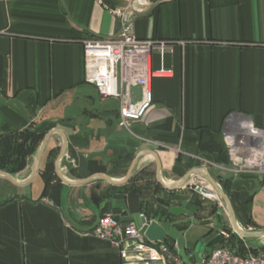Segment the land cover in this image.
Returning a JSON list of instances; mask_svg holds the SVG:
<instances>
[{"label":"crops","instance_id":"0c3cea01","mask_svg":"<svg viewBox=\"0 0 264 264\" xmlns=\"http://www.w3.org/2000/svg\"><path fill=\"white\" fill-rule=\"evenodd\" d=\"M113 10L130 14L138 40L170 43L163 56L152 54V105L131 133L118 126L119 101L101 99L85 81L83 42L118 37ZM131 93L138 101L139 90ZM229 114L264 125V0H0V135L28 128L49 135L40 155L43 139L25 169L10 175L14 182L0 178V264H121V246L92 230L136 179L147 184L145 195L135 192L140 206L159 210L153 221L167 214L156 198L187 202L191 217L164 225L182 233L187 250L196 246L205 257L226 247L221 231L247 249L264 246V238L235 230L213 185L236 223L264 231V177L233 173L221 139ZM53 149L57 205L41 197ZM195 184L217 201L203 202ZM216 238L224 242L212 246ZM164 243L180 259L175 241Z\"/></svg>","mask_w":264,"mask_h":264},{"label":"built area","instance_id":"2783aa9c","mask_svg":"<svg viewBox=\"0 0 264 264\" xmlns=\"http://www.w3.org/2000/svg\"><path fill=\"white\" fill-rule=\"evenodd\" d=\"M112 15L121 23L117 38L83 42L85 81L94 86L103 99L119 101V122L129 131V126L139 122L152 105V54L157 52L163 56L170 43L138 40L131 32L128 12L113 10ZM132 89L139 90L138 101H133ZM221 136L235 175L264 177V125L258 127L245 116L229 114ZM253 158L256 163H247ZM191 189L202 200L217 201L214 192L202 184H195ZM140 218L146 225L153 221L143 215ZM217 235L228 238L222 231ZM92 236L120 245L121 264H181L168 246L149 243L134 223L116 221L112 214L98 219ZM201 264H264V257L253 254L241 257L225 246H218L202 259Z\"/></svg>","mask_w":264,"mask_h":264},{"label":"trees","instance_id":"16d2710c","mask_svg":"<svg viewBox=\"0 0 264 264\" xmlns=\"http://www.w3.org/2000/svg\"><path fill=\"white\" fill-rule=\"evenodd\" d=\"M44 134L36 133L31 128L14 132L12 134L0 135V171L5 172L9 175H16L17 173L23 171L27 165V160L31 157L36 150L38 149ZM226 153V151H225ZM58 155V149L50 150L45 155V164L44 168L41 172V177L43 180V191L42 198L49 199L53 204L57 205L59 203L61 184L56 178L54 174V162ZM138 180L133 181L128 188L129 190H133L142 197L146 194V185H139ZM223 190L227 193L229 182L221 181L220 182ZM153 201V198L151 199ZM149 201H142L141 215L146 217L147 219H155L158 217L159 210L152 209V205ZM179 204V202H178ZM150 207V208H148ZM168 220L170 219L167 214L161 212ZM162 220V216H159V221ZM182 230L186 228V225H182L180 227ZM224 239V238H223ZM212 240L210 244L213 246H218L222 244L225 240L226 247L235 251L234 254L245 257L248 254L253 255H262L264 257V246H259L256 248L247 249L244 241L237 238L236 235H229L227 239ZM234 239L236 241H234ZM168 248L176 254L173 246L168 243H164ZM224 246V245H223Z\"/></svg>","mask_w":264,"mask_h":264},{"label":"water","instance_id":"95a60500","mask_svg":"<svg viewBox=\"0 0 264 264\" xmlns=\"http://www.w3.org/2000/svg\"><path fill=\"white\" fill-rule=\"evenodd\" d=\"M49 135H46L40 145V148L37 152V156L45 148L46 141ZM65 144L63 145L62 152L56 162V168L58 169V164L62 159L64 154ZM0 178L9 180L14 182L13 177L9 174L0 171ZM64 181V179H63ZM215 188V192L219 198L223 200L226 204L229 216L234 224L235 230L243 237H258L264 238V231L262 232H248L247 227L243 224L236 223L235 216L233 214L230 202L227 196L223 193V191L216 185L213 184ZM112 200L115 201V205L117 206L111 214L116 221L121 223H129L133 222L137 229L140 230V233L145 237V239L149 243H162L167 238L175 241L176 250L178 252V256L182 260L184 264H188V255L190 256V261L194 262V264H201L202 259L204 258V254H202L199 250H197L196 246L192 249L187 250L185 248L184 240L182 238V233H178L173 228H165L164 225L168 222V219L165 217L161 221H152L150 224H144V220L140 218V200L139 196L135 193L134 190H130L127 194L114 195ZM158 207L167 213L168 217L171 218H180L184 216L191 217V215H187L185 212L187 202H182L180 207H173L172 204L166 202L161 198L155 199ZM125 215L126 218H122Z\"/></svg>","mask_w":264,"mask_h":264},{"label":"rangeland","instance_id":"374dc122","mask_svg":"<svg viewBox=\"0 0 264 264\" xmlns=\"http://www.w3.org/2000/svg\"><path fill=\"white\" fill-rule=\"evenodd\" d=\"M94 87V86H93ZM95 88V87H94ZM96 90V89H95ZM97 91V90H96ZM98 93V92H97ZM99 95V94H98ZM100 96V95H99ZM101 97V96H100ZM101 99H103L102 97H101ZM107 99V98H106ZM133 125V124H132ZM132 125H130L129 126V131H127V130H125L121 125H120V122H119V116H118V126L121 128V129H123L124 131H126V132H128V133H131V127H132ZM201 199V198H200ZM205 201H207V200H203V202H205ZM211 202V201H210Z\"/></svg>","mask_w":264,"mask_h":264},{"label":"clouds","instance_id":"9594fccd","mask_svg":"<svg viewBox=\"0 0 264 264\" xmlns=\"http://www.w3.org/2000/svg\"><path fill=\"white\" fill-rule=\"evenodd\" d=\"M256 162H257V161H256L255 158L250 159L249 161H247V163H249V164H254V163H256Z\"/></svg>","mask_w":264,"mask_h":264}]
</instances>
